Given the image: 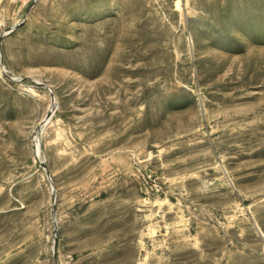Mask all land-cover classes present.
<instances>
[{"label":"rangeland","instance_id":"obj_1","mask_svg":"<svg viewBox=\"0 0 264 264\" xmlns=\"http://www.w3.org/2000/svg\"><path fill=\"white\" fill-rule=\"evenodd\" d=\"M0 264H264V0H0Z\"/></svg>","mask_w":264,"mask_h":264}]
</instances>
